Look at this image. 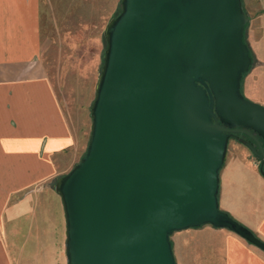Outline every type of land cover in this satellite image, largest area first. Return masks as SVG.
<instances>
[{
	"label": "water",
	"instance_id": "1",
	"mask_svg": "<svg viewBox=\"0 0 264 264\" xmlns=\"http://www.w3.org/2000/svg\"><path fill=\"white\" fill-rule=\"evenodd\" d=\"M249 21L242 0H121L86 152L55 185L66 264H177L172 235L204 226L264 251L219 204L229 132L264 140V106L241 89Z\"/></svg>",
	"mask_w": 264,
	"mask_h": 264
},
{
	"label": "crops",
	"instance_id": "2",
	"mask_svg": "<svg viewBox=\"0 0 264 264\" xmlns=\"http://www.w3.org/2000/svg\"><path fill=\"white\" fill-rule=\"evenodd\" d=\"M244 1L255 60L247 79H255L256 102L264 106V0ZM118 2L105 1L111 9H105L107 15ZM45 5V0H0V264H20L16 249L25 247L28 253L29 247L33 249L34 224L38 217L42 222L49 216L43 203L61 202L47 185L73 165L83 143L72 130L44 58L52 28L49 18L45 20L49 13ZM253 172L262 180L261 192L252 215L239 218L264 241V178L255 163ZM21 230L26 240L18 236ZM193 230L187 254L181 241L171 237L177 264H264V251L228 229Z\"/></svg>",
	"mask_w": 264,
	"mask_h": 264
},
{
	"label": "rangeland",
	"instance_id": "3",
	"mask_svg": "<svg viewBox=\"0 0 264 264\" xmlns=\"http://www.w3.org/2000/svg\"><path fill=\"white\" fill-rule=\"evenodd\" d=\"M105 1L99 0L98 3L96 0H45V8L49 12L45 15V20L49 18L52 28L51 39L46 41L44 58L50 68L51 80L65 106L72 130L78 140L83 141L81 152L73 165L67 167L62 175L54 178L47 185L53 191H55L57 180L80 162L89 143L92 124L91 107L96 97L95 87L104 63L106 49L104 31L109 21L121 11V0H119L120 3L117 0L115 9L111 11L112 15H107L105 9H111L108 5L105 6ZM242 3L250 18L249 8L244 0ZM97 5H100L98 15L94 13L98 11H96ZM251 28L250 19L245 34L249 48L251 47ZM251 54L254 56L253 52ZM254 61L252 66L255 65ZM247 78L248 74L242 79L243 96L257 103L255 79L250 77L248 81ZM246 154H249L246 149L235 141L230 142L226 163L220 171L219 192L220 209L243 225L239 216L252 215L254 199L261 192L260 182L262 181L254 175V157L249 155L250 161H248ZM43 204L48 207L45 209V214L49 211V216L45 215L42 222L38 220L39 217H36V224H34L36 229L30 240V244H34L33 249L29 247V253L25 247L16 249L20 264H26V258L28 264H66L65 220L62 204L61 202L54 204L53 200ZM192 231L194 230L189 229L174 234L175 239L181 241L184 254H187L192 246L189 244V235H192ZM17 234L19 237L24 235L23 239L26 240L25 232L21 230ZM181 264H184L183 261Z\"/></svg>",
	"mask_w": 264,
	"mask_h": 264
},
{
	"label": "flooded vegetation",
	"instance_id": "4",
	"mask_svg": "<svg viewBox=\"0 0 264 264\" xmlns=\"http://www.w3.org/2000/svg\"><path fill=\"white\" fill-rule=\"evenodd\" d=\"M229 134L232 135L230 138V142L235 141L244 149H246L249 155L254 157V163L258 167V172L264 178V140L255 132H252V135L243 131H238L234 133L229 132ZM244 142L248 143L253 148V150L246 146Z\"/></svg>",
	"mask_w": 264,
	"mask_h": 264
}]
</instances>
